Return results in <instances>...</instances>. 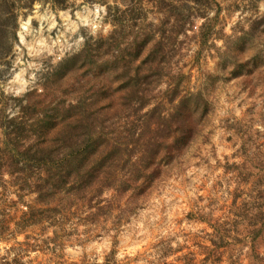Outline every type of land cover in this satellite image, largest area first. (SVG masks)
<instances>
[{"label": "rangeland", "instance_id": "rangeland-1", "mask_svg": "<svg viewBox=\"0 0 264 264\" xmlns=\"http://www.w3.org/2000/svg\"><path fill=\"white\" fill-rule=\"evenodd\" d=\"M0 264H264V0H0Z\"/></svg>", "mask_w": 264, "mask_h": 264}, {"label": "trees", "instance_id": "trees-1", "mask_svg": "<svg viewBox=\"0 0 264 264\" xmlns=\"http://www.w3.org/2000/svg\"><path fill=\"white\" fill-rule=\"evenodd\" d=\"M178 145H179V142H178ZM150 156H151V155H149V157H148L149 160H150ZM152 156H154V155H152ZM147 163H149V161H144V162H143V166H141V167H143V169L146 168V164H147ZM140 169H142V168H140Z\"/></svg>", "mask_w": 264, "mask_h": 264}]
</instances>
